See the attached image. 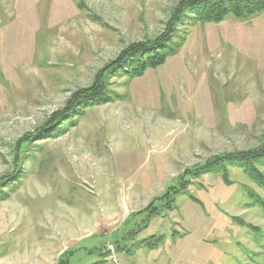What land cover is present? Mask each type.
Masks as SVG:
<instances>
[{"label":"rangeland","instance_id":"1","mask_svg":"<svg viewBox=\"0 0 264 264\" xmlns=\"http://www.w3.org/2000/svg\"><path fill=\"white\" fill-rule=\"evenodd\" d=\"M197 2L0 0V264H264V190L227 160L264 143V11Z\"/></svg>","mask_w":264,"mask_h":264},{"label":"trees","instance_id":"2","mask_svg":"<svg viewBox=\"0 0 264 264\" xmlns=\"http://www.w3.org/2000/svg\"><path fill=\"white\" fill-rule=\"evenodd\" d=\"M197 3L203 4L199 15L203 22H220L227 15L245 18L264 11V0H198ZM195 6L198 8V4ZM167 37H170V34ZM170 41L171 39L164 38L153 46L132 48L127 55L113 63L109 70L131 77L142 76L146 72V67L157 68L165 63L166 47ZM94 95H98L97 92ZM227 160L264 190V143L254 152L232 154ZM213 161L209 165L217 167V159Z\"/></svg>","mask_w":264,"mask_h":264}]
</instances>
